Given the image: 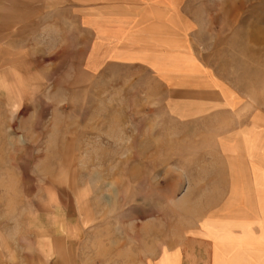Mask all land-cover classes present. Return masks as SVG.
I'll return each mask as SVG.
<instances>
[{
  "label": "rangeland",
  "instance_id": "rangeland-1",
  "mask_svg": "<svg viewBox=\"0 0 264 264\" xmlns=\"http://www.w3.org/2000/svg\"><path fill=\"white\" fill-rule=\"evenodd\" d=\"M182 1L0 0V264H208L233 189L264 232L227 154L264 106V0Z\"/></svg>",
  "mask_w": 264,
  "mask_h": 264
},
{
  "label": "crops",
  "instance_id": "crops-1",
  "mask_svg": "<svg viewBox=\"0 0 264 264\" xmlns=\"http://www.w3.org/2000/svg\"><path fill=\"white\" fill-rule=\"evenodd\" d=\"M137 5H164L166 3H181L182 0H131ZM255 119L244 125L242 139L229 143L227 154L234 159L243 161L247 172L236 171L233 176L236 180L248 181V195L255 194V180L264 179V106L260 101ZM249 119V118H248ZM257 166V169L253 167ZM234 190L232 198L228 199L221 210L215 211L210 217H226V220L213 221L212 228L226 229V237H211L206 235L207 225L202 222L201 237L198 238L196 246H200V259L206 260L208 264H264V232L261 225L256 221V212L260 210L251 207L249 203L242 200V204L231 202L236 196ZM253 191V192H252ZM245 231L247 235H244ZM264 231V230H263ZM198 248V247H197ZM196 251V258L199 253ZM184 257L183 259H185Z\"/></svg>",
  "mask_w": 264,
  "mask_h": 264
}]
</instances>
